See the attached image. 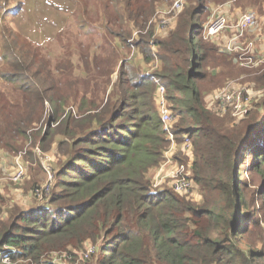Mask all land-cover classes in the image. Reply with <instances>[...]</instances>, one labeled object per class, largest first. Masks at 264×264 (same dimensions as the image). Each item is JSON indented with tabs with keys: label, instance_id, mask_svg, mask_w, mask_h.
I'll return each mask as SVG.
<instances>
[{
	"label": "trees",
	"instance_id": "1",
	"mask_svg": "<svg viewBox=\"0 0 264 264\" xmlns=\"http://www.w3.org/2000/svg\"><path fill=\"white\" fill-rule=\"evenodd\" d=\"M189 6L162 39L154 38L151 26L129 42L133 29L146 27V19L137 23L135 17L132 29L107 31L120 63L103 106L96 105L90 88L96 77L88 58L75 51V69H86L85 76L66 81L61 90L55 74L60 66L72 74V53L53 66L40 46L8 24L0 26V152L14 155L21 149L45 102L52 120L61 116L54 131L62 126L59 133L67 140L58 143L59 150L70 142L48 203L13 213L11 222L0 225V250L16 249L9 256L12 264L20 259L38 264L43 253L75 251L102 237L106 241L96 244L94 264H264V96L262 110L247 112L240 126L228 127L229 120L216 118L223 113L211 110L205 98L203 103L201 61L207 50L218 48L203 44L200 36L209 1ZM205 12L201 22L198 15ZM151 42L161 65L154 73L167 81L162 83L177 118L169 130L175 142H192L188 178L197 194L177 193L167 183L151 187V174L169 147L167 130L156 107V85L140 63L133 66L120 55L133 46L147 64L154 59ZM257 82L264 89V72ZM176 158L188 162L182 154Z\"/></svg>",
	"mask_w": 264,
	"mask_h": 264
},
{
	"label": "rangeland",
	"instance_id": "2",
	"mask_svg": "<svg viewBox=\"0 0 264 264\" xmlns=\"http://www.w3.org/2000/svg\"><path fill=\"white\" fill-rule=\"evenodd\" d=\"M172 1L173 0H0V26L8 24L12 32L30 41L33 45L40 46L42 51L44 53L46 52L45 54H47L53 66L57 63H65V59L71 56L72 53L71 60L74 64L72 74L66 75L67 71H63L64 67L62 66H60L59 69L64 74L61 75V71L55 74V76H57L56 86L61 90L65 89L66 81L85 76L86 69L85 71L83 68L82 70L79 68L75 69L78 62V55H75V51L77 50V53L80 52L79 56H84L86 59L88 58V63L90 64L88 69L91 70V76L96 77V87L90 86L93 91L91 92L95 95L96 105L103 106L108 93L112 89V84L117 79L118 65L120 63L117 64L119 60V53H117V50L113 52L111 47L109 48L110 44H114V38L109 36L107 31L110 30L116 33L119 32V27L128 31L133 27L132 18L135 17V22L137 23L146 19L145 29H133L131 39L129 40L130 42L134 37L138 38L146 34L147 30L159 19V12L165 6H169ZM213 1L218 3L227 0ZM263 1L264 0H234V5L229 3V8H224L223 11L230 19H234L241 13L255 8L259 15V22H264V16L261 13L262 6H264V3L262 4ZM203 2L205 3L206 0H203ZM195 3L196 0H187L184 9L177 14L174 29L183 12L190 9V4L193 5ZM198 16H200L201 22H203L206 12ZM262 29H264L263 25ZM166 34L167 32L156 31L154 38L162 39ZM194 40V43L197 44V40ZM201 40L203 44H207V42L203 41L202 37ZM248 40H250V38H247L246 41ZM116 46H118V44ZM150 51L154 59L147 64L142 62L139 57V52L134 49L133 46L125 49L122 48L120 50V55L122 58L125 56L126 59H129L128 61L133 66H135L137 62L140 63L141 70H143L142 72L151 71V68H153L154 72L159 73V67H161L157 55L159 50L153 42L150 43ZM244 58H251V60L245 61ZM258 58L260 57L257 53L254 55L248 53L245 54L243 58L232 60L231 55L228 53L219 50L217 52L216 50L210 49L209 51L207 50L203 61H201L199 70L201 80L198 84L203 93V103L204 98L206 102L208 96L210 98L212 94L223 88L235 91V94H239V99L234 101V104L227 113H223V117H216L225 120V122L226 119L229 120V125L226 122L228 127H231V125L240 126V121L247 119V112L250 111V114L255 109L262 110L260 103L264 96V89L263 85L257 82V78L264 72V57L260 62L257 61ZM7 68V65H5L4 70ZM0 70L3 71L1 63ZM88 77L89 76H87V78ZM162 82L166 84L167 81L162 79ZM70 101L72 105L73 100ZM44 105L45 111L42 113L41 117L28 126L26 131L27 139L22 141L21 149L18 152L26 150L28 152L26 157L30 163L35 161V159L38 161V158L33 155L31 148L39 145L40 148L51 157V168L55 178L48 195L49 198L51 193L55 190L57 180L56 174L67 159V156L64 154L67 150L69 151L70 142H65L61 151L59 150L60 147H58V143L67 140V138L62 137L59 133L63 129L62 126L58 132L54 131V129L58 128L61 124V116L57 118V120H52L51 113L47 111L46 102ZM68 108H72L74 112L77 113L76 109L72 106ZM172 116L176 121L177 118L173 113ZM45 133H48V135H44ZM184 138L185 137H183V139ZM174 148L179 149L180 145H175ZM34 176H29V178L26 177L21 184H6L8 187L17 186V188H21L25 193L28 192L31 199H29L26 205H19L17 203H13L12 205V201L15 197L12 198L10 194L7 196L5 193H0V225L11 222L9 217H11L13 213L17 216L19 212L37 206L36 204L39 202H36V198L32 197L31 188L35 185H40L46 177L44 172L39 174L38 177ZM165 183L167 182L163 184ZM191 193L197 194L194 190ZM4 212L8 214L2 217ZM97 241L91 244L104 243L106 239L102 237ZM80 248L75 251L68 248L66 252L52 251L47 252V254L43 253L40 255L38 264H88V262L89 264H94L99 252L97 251L98 253L95 252L91 254L89 258L81 262L78 260V254L85 247L82 245V248ZM7 252L12 255L16 252V249L3 246L0 250L1 256L3 257L7 255ZM7 259L8 260H2L1 263L12 264L11 259ZM17 263L27 264L28 260L20 259L16 261L15 264Z\"/></svg>",
	"mask_w": 264,
	"mask_h": 264
},
{
	"label": "built area",
	"instance_id": "3",
	"mask_svg": "<svg viewBox=\"0 0 264 264\" xmlns=\"http://www.w3.org/2000/svg\"><path fill=\"white\" fill-rule=\"evenodd\" d=\"M210 5V14L201 28V37L203 40L212 43L218 48L219 51L231 55L232 60L236 58H243L245 54H256L257 46L253 39L248 41V34L255 30L258 26V15L254 10H247L241 13L238 17L230 19L223 11L229 8V3L234 4V0H227L216 4L213 0H208ZM187 0H173L169 6H165L159 12V19L153 24L154 33L169 32L176 23L177 14H179L185 7ZM245 61L251 58H244ZM263 59L258 58V62ZM244 61V62H245ZM144 75L150 78L156 85L155 88V101L159 114V119L167 130V138L169 139V147L163 153L162 162L155 168L151 174V187L152 189L159 187L164 182H167L169 187L177 193L189 194L192 192L194 185L193 181L189 179L191 161L193 158L192 142L189 138H185L181 144L175 142V137L170 132L171 124L174 121L169 102L166 94L165 85L161 82L160 78L155 75L153 68L151 71H145ZM235 91L223 88L216 91L206 102H209L208 107L220 114L227 113L230 107L234 104L235 100L239 99V94ZM236 95V96H235ZM47 105V111L50 112V107ZM74 113V111H73ZM180 145L179 149H175V145ZM31 151L41 166L42 172L45 174V179L40 185H35L31 188L32 197L36 198V205L42 206L48 203V195L52 188L53 180L55 178L54 172L51 168V157L44 152L39 145L31 148ZM182 154L188 158L187 163H182L176 158V154ZM28 152H17L9 158L12 160V169L5 176H0V188L2 181L7 180L13 184H21L26 177H28L29 160L26 157ZM4 156L7 157V154ZM166 184V183H165ZM1 193V192H0ZM29 199L30 195L28 194ZM98 247L95 244H87L83 250L78 254V260L83 262L91 254L97 251ZM66 252V251H64ZM6 256L0 257L3 260H8L10 254L7 252ZM80 264V263H77Z\"/></svg>",
	"mask_w": 264,
	"mask_h": 264
},
{
	"label": "crops",
	"instance_id": "4",
	"mask_svg": "<svg viewBox=\"0 0 264 264\" xmlns=\"http://www.w3.org/2000/svg\"><path fill=\"white\" fill-rule=\"evenodd\" d=\"M263 3H264V1L262 2V4ZM251 10H254L257 12V10L255 8H251ZM261 13L264 16V6H262ZM257 15H258V13H257ZM262 25L264 28V22H259V15H258V26H257V28L248 34V38L253 39L256 42V46H257L256 53L260 57L259 59H262L264 57V29H262ZM0 63L2 64L1 58H0ZM4 155L5 154L0 152V176H5L12 169V160L9 158L11 155L7 154V157ZM41 173H43L41 166H40L39 162L36 161V159H35V161H32L29 164L28 177L27 178H29V176L32 177L34 175H35L34 177H38L39 174H41ZM7 183H11V182H9L7 180L2 181L3 185L0 188V192L2 194L5 193L7 196H9V194H10L12 198L15 197V199H13V201H12V205H13V203H17L19 205H26L29 202V197H28L29 193L28 192L25 193L21 188H17V186L16 187H8V185H6ZM7 214L8 213L4 212L2 217L6 216Z\"/></svg>",
	"mask_w": 264,
	"mask_h": 264
}]
</instances>
